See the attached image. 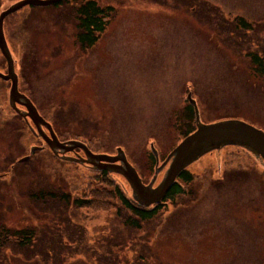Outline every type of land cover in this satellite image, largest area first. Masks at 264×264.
Segmentation results:
<instances>
[{
    "label": "rangeland",
    "instance_id": "1",
    "mask_svg": "<svg viewBox=\"0 0 264 264\" xmlns=\"http://www.w3.org/2000/svg\"><path fill=\"white\" fill-rule=\"evenodd\" d=\"M19 1L0 0V13ZM69 1L26 6L4 22L19 90L62 142L78 138L114 156L121 148L148 185L151 146L161 165L196 130L190 92L202 123L264 130V74L250 60L264 58V0H93L113 14L88 48L73 14L82 0ZM10 87L0 79V232L34 229L36 240L1 245L0 264H264L262 160L235 145L206 154L187 168L196 179L185 195L140 230L128 228L116 210L40 195L85 196L84 178L100 171L56 158L11 108ZM35 146L45 148L31 153Z\"/></svg>",
    "mask_w": 264,
    "mask_h": 264
},
{
    "label": "water",
    "instance_id": "2",
    "mask_svg": "<svg viewBox=\"0 0 264 264\" xmlns=\"http://www.w3.org/2000/svg\"><path fill=\"white\" fill-rule=\"evenodd\" d=\"M62 1L64 0H21L0 14V52L7 62V73L4 74L0 72V79L10 81L11 83L9 93L10 106L26 121L28 118L32 120L36 127V131L33 128H31V130L44 139L55 156H61V159L64 161L87 164L97 170L105 169L111 173L120 174L130 185L133 199L144 207L160 203L184 170L206 154L219 150L226 145H235L247 150L257 159L262 160V164L264 165V131L244 122L233 120L203 124L200 119L197 103L192 99L190 94L188 95V101L195 111L196 130L187 136L169 154L161 166H159V155L153 145L151 146L157 166L155 175L148 185L142 182L138 172L128 162L124 151L120 148L117 150L115 156H108L94 154L81 142L69 141L61 143L54 133L52 126L40 116L31 100L19 91L18 76L15 73L14 60L4 34V21L9 15L26 6H51ZM18 105L24 106L26 112H22L18 108ZM42 127L48 129L50 136H47ZM75 149L83 150L85 158L80 156H76L75 158L65 156L66 153L72 152ZM41 150H43V147H33L31 153ZM28 159L29 157H26L22 159L21 162H25ZM168 164L169 167L165 172L163 180L154 187L158 174L163 171Z\"/></svg>",
    "mask_w": 264,
    "mask_h": 264
},
{
    "label": "trees",
    "instance_id": "3",
    "mask_svg": "<svg viewBox=\"0 0 264 264\" xmlns=\"http://www.w3.org/2000/svg\"><path fill=\"white\" fill-rule=\"evenodd\" d=\"M65 0L58 5L69 3ZM74 18L77 22V40L82 47L93 46L99 36L104 32L109 17L113 14L112 8H102L96 1L82 0L74 2L73 7ZM244 22V20H242ZM251 63L255 72L260 75L264 74V58L259 55H250ZM191 112H193L190 107ZM192 131L186 132L184 135L190 134ZM154 159V158H153ZM114 177L116 174H110L107 171L98 173L93 177H85V189L87 195L72 197L70 194L53 195L50 193H42L41 196L49 195L53 200L60 198L68 204H73L77 208H86L98 211L116 210L117 217L123 219L124 225L128 228L140 230L144 224L152 222L159 216L165 205V201L174 202L177 197L185 195L186 191L191 187L196 177L188 171L181 173L178 181L169 189L163 203L150 208H145L137 204L131 196L126 192L121 184H119ZM83 180V178H82ZM126 212V213H123ZM35 230H14L8 232L7 230L0 232V247L8 245L10 240L13 241L17 247L27 249L32 246L36 240Z\"/></svg>",
    "mask_w": 264,
    "mask_h": 264
},
{
    "label": "flooded vegetation",
    "instance_id": "4",
    "mask_svg": "<svg viewBox=\"0 0 264 264\" xmlns=\"http://www.w3.org/2000/svg\"><path fill=\"white\" fill-rule=\"evenodd\" d=\"M23 111H25V108L22 107ZM52 124V123H51ZM47 132V130H45ZM81 151V150H80ZM72 153H68L67 155L69 156ZM74 155H78L79 153L77 152V150H75V152H73Z\"/></svg>",
    "mask_w": 264,
    "mask_h": 264
}]
</instances>
